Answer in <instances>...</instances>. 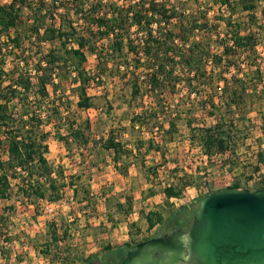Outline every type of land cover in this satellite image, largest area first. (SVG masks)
Instances as JSON below:
<instances>
[{
	"label": "rangeland",
	"instance_id": "rangeland-1",
	"mask_svg": "<svg viewBox=\"0 0 264 264\" xmlns=\"http://www.w3.org/2000/svg\"><path fill=\"white\" fill-rule=\"evenodd\" d=\"M10 1L0 0V4ZM94 1L88 0L89 3ZM219 1L156 0L166 5L168 13L175 15L165 29L174 35L179 49L184 51L187 46L183 43L191 41L206 49L203 62L207 88L195 82L189 87L184 77L186 74L178 66L172 76L161 74L159 78L164 79L161 85L156 91H150L151 62L142 55L137 40L133 43L134 50L125 46L122 53L110 54L108 47L112 40L96 38V30L93 29L94 33L86 31L83 20L72 13L70 17L79 34L87 37L95 47V51H89L87 46L83 48L86 55L83 67L93 77L85 86L91 102L88 108L76 106L78 97L73 89L78 80L72 79L76 72L66 70L70 63L65 51L77 45L68 41L63 47L57 39L41 41L48 21L44 22L39 35L24 41L21 49L6 56L3 62L6 70L16 66L31 69L34 83L37 81V72L34 71L37 60L48 59L50 52L57 59L54 73L62 77L56 96L61 101L62 128H57L55 122H45L42 128L48 132L46 157L54 169L57 185H61L59 192L62 198L56 202L31 203L25 200L18 191L17 181L11 178V197L0 198V215L6 217L12 241L4 242L0 237V247H3L0 253H5L0 256V264H80L81 258L91 256L92 264H117L124 257L128 245L134 247L135 242L168 232L176 219L189 225L198 199L184 209H180L184 202L180 203L178 199L159 208L154 204L156 197L149 200L151 204L142 203L150 194L161 193L166 184L176 183L181 177L183 181H191L181 197L191 194L199 197L234 185L254 189L264 183V164H260L262 171L252 170L257 153L264 154V2L247 11L242 8L243 0L242 3L230 0L229 7L220 5ZM103 2L105 8L110 4H123L122 0ZM59 13H65V10L60 9ZM25 15L26 12L23 18ZM56 17L60 19L58 14ZM236 31L239 35L254 37V49L238 50L235 55L223 56L220 64L215 63L214 57L221 56L224 46L230 45ZM129 34L137 37L134 27L130 28ZM98 55L105 57L106 62L98 64ZM173 77L178 82L173 81ZM223 77H232L233 82L227 86L229 91H240L238 82L243 83L247 91L242 101L236 99L240 101L238 110L224 112L228 120L234 121L233 136L227 150L220 153L212 149L211 155L207 156L199 142L191 139L186 119H191L193 128L209 126L217 121L218 108L215 107L214 115H210L209 105L206 108L202 105L207 101V95H211L214 105L219 107ZM52 80L58 81L57 74ZM174 82H177L175 88ZM135 86L138 87L136 92ZM189 91L197 94L188 95ZM148 109L156 111L158 118L145 120L142 128L131 127L130 118L143 111L148 114ZM175 113H180L179 118L175 120L174 128L167 131L168 122ZM66 119L75 121L82 128L88 124V128L83 130L89 140L87 144L79 146L72 140L64 142L57 139L66 133ZM112 133H117L118 139L126 144L116 153L101 146L102 139ZM252 179L259 180L253 182ZM129 197L133 201L131 209L127 207ZM47 204L50 211L45 208ZM10 206L13 208L7 210ZM148 213H153V220L158 214L163 218L152 230L147 228ZM106 245L112 249L107 253L113 255L100 263L95 258L102 257ZM24 246L27 251L16 254ZM34 250L39 252L33 255Z\"/></svg>",
	"mask_w": 264,
	"mask_h": 264
},
{
	"label": "trees",
	"instance_id": "trees-1",
	"mask_svg": "<svg viewBox=\"0 0 264 264\" xmlns=\"http://www.w3.org/2000/svg\"><path fill=\"white\" fill-rule=\"evenodd\" d=\"M122 1L123 4L121 5L110 4L107 8H105L103 0H95L92 3H89L88 0H11L8 4H0L1 199H9L11 197V178L17 181L18 191L26 198L25 200H29L31 203L35 201L56 202L62 198L59 192L61 185H57L54 169L46 157L48 152L46 143L48 132L42 128L45 122H55L57 128H62L60 125L61 120H63L61 101L56 97L57 85L62 81V77L58 73H54L58 66L57 59L50 52L47 56L48 59L39 58L37 60V68L34 69L37 72L36 83L32 81L31 69L26 70L16 66L6 70L3 67L6 56L13 54L17 49H21L24 41L39 35L40 30L47 21L49 24L44 27L41 41L57 39L62 42L63 47L68 41H73L77 45V47L72 46L66 49V59H68L70 65L68 68L65 65L68 63L66 61L64 66L68 68L66 70L76 72L72 79L78 80V85L73 89L78 97L76 102L78 108L86 109L91 105L90 98L85 92V86L93 77L87 74L83 67L86 60L83 48L87 46L89 51H95V47L89 43L90 40L87 37L79 34L70 17L71 13L76 15L77 19L83 20V26L86 31L94 33L92 31L95 29L98 34L96 38L107 37L112 40V45L108 47L110 54L115 52L122 53L125 46L131 51L134 50L135 45L133 43L137 40L142 55L151 62L152 83H149L150 91H156L157 87L161 85V81L164 80L159 78L160 76L162 77L161 74L166 73L172 76L174 69L178 66L186 74L184 77L189 87H192L195 82L198 86L207 88L204 85L208 83V79H206V66L203 62V58L207 54L204 51L206 49L196 41H191L189 44L183 43L187 46L183 49L184 51L177 47L174 35L165 29V25L175 16L173 13L167 12L166 5L156 2V0ZM240 2L242 3V0ZM243 2L242 8L252 11L256 9L257 3L264 2V0H243ZM219 4L229 7L231 1L220 0ZM60 9H64L65 13H59ZM25 12V18H23ZM57 14L60 19L56 17ZM132 27L137 31V37L135 38L129 34V30ZM262 30L264 31V27ZM252 39L254 37L251 35L242 36L236 31L230 45L224 46L221 56L214 57L215 63L220 64L223 56L235 55L238 50L252 51L256 44V41L253 43ZM126 41L127 43H125ZM185 41L188 40L186 39ZM262 48L264 49V43ZM135 52L138 54L137 51ZM105 60V57L98 55V64L106 62ZM169 61L172 63H169ZM42 62H45V64ZM146 68L149 67L146 66ZM56 74L58 81L54 82L52 78ZM174 80L177 81L175 77H173ZM222 80L224 86L219 89L221 94L219 107L214 105V97L211 95H207L208 99L202 105L205 106L204 108H206L207 104L209 105L210 115H214L215 107L218 108L220 112L216 115L218 117L217 121L209 126L193 128L191 119H186L191 139L199 142L207 156L211 155L210 151L212 149H217L220 153H224L227 150L233 136L234 121L232 119L228 120L224 112H235L238 110L240 101H236V99H241L242 101L247 91L243 87V83L238 81L241 85V90L229 91L227 86L233 82L232 77H223ZM177 82H174V88L177 86ZM137 89L138 87L135 86V92ZM192 93L197 94L194 91H189L188 95ZM51 95H53V98H50ZM221 108H224L225 111L223 109L220 110ZM148 111V114L146 113L147 111H143L144 113H137L132 116L130 118V126L139 129L143 127L145 120L158 118L156 111H150L149 109ZM179 115L180 113H175L172 117L173 119L170 118L167 131L174 128V122L179 118ZM87 128V123L85 128H82L75 121L67 120L64 128L66 131L65 135L58 136L57 139L64 142L72 140L79 146H83L89 142L83 131ZM117 136V133H112L102 139L101 146L103 149L113 150L115 153L123 149L126 144L120 141ZM114 160L116 161V159ZM255 160L252 170L258 171L260 164H264V154L258 152ZM190 182L183 181L180 177L177 178L176 183L166 184L163 187L166 203L168 204V199L171 197L180 198L186 187L191 184ZM237 188L238 186L234 185L226 189ZM202 196L198 198V201ZM127 207L131 209L130 197L127 198ZM12 208L10 206L7 210ZM180 209H184V207H180ZM152 214L148 213L146 217L149 230L155 224L163 221L159 214L153 220L151 218ZM6 221V217L0 215V237L4 242L9 243L12 240L8 235V224ZM176 221L185 222L180 219H176ZM54 240L57 242V238ZM133 242L131 241L132 244ZM136 243H134V246ZM2 248L0 247V250ZM131 248L133 246L128 245V249ZM110 250H112L111 247L106 245L104 254H101L102 257H96L95 260L104 263L105 259H111L110 254L112 253H107ZM91 259L92 256L86 259L81 258L82 262L80 264H92Z\"/></svg>",
	"mask_w": 264,
	"mask_h": 264
},
{
	"label": "water",
	"instance_id": "water-1",
	"mask_svg": "<svg viewBox=\"0 0 264 264\" xmlns=\"http://www.w3.org/2000/svg\"><path fill=\"white\" fill-rule=\"evenodd\" d=\"M117 264H264V187L207 192L187 228L137 242Z\"/></svg>",
	"mask_w": 264,
	"mask_h": 264
},
{
	"label": "crops",
	"instance_id": "crops-1",
	"mask_svg": "<svg viewBox=\"0 0 264 264\" xmlns=\"http://www.w3.org/2000/svg\"><path fill=\"white\" fill-rule=\"evenodd\" d=\"M264 166V165H263ZM263 166H260V170L262 171L263 169H262V167ZM261 187H264V186H257V187H255L254 189H246V188H240V187H238V188H240V189H246V190H249V191H253V190H255V189H257V188H261ZM226 189V188H225ZM188 193L190 192V191H187ZM186 195V194H185ZM157 198V199H154V204H158L157 206H158V208L159 207H165L166 205H167V203H166V200H165V197H164V194H163V189L161 190V193H158V194H150L148 197H146L145 198V200H143L142 201V203L144 204L145 202H149V200L151 199V198ZM200 197V196H199ZM197 195H195V197H194V195L193 194H191V195H189V196H187V197H181V198H174V197H171V198H169L168 199V202H171V201H173V199H178V201H180V203L181 202H184L183 203V205L181 206V207H189V206H191L198 198H199ZM131 198V197H130ZM182 200H184V201H182ZM132 198H131V205H132ZM149 204H151V202H149ZM134 214V213H133ZM184 225H186V223H183ZM156 225V224H155ZM178 224H177V221H175V223H174V226H173V228L175 227V226H177ZM155 227V226H154ZM153 227V228H154ZM152 228V229H153ZM151 229V230H152ZM150 237H153V236H150ZM150 237H148V238H150ZM145 239H147V238H145ZM144 240V239H143ZM130 244V243H129ZM24 248H26L25 246L22 248V249H19L18 251H16V254H18V253H20V252H26L27 250L26 249H24ZM28 248V247H27ZM21 250V251H20ZM34 252L35 253H38L39 251H37V250H34L33 251V255H34ZM28 254L31 256V253H30V251H28ZM1 255H5V253H3V254H1L0 253V256ZM8 258H6L5 259V261L7 260ZM38 259H39V257H38Z\"/></svg>",
	"mask_w": 264,
	"mask_h": 264
},
{
	"label": "flooded vegetation",
	"instance_id": "flooded-vegetation-1",
	"mask_svg": "<svg viewBox=\"0 0 264 264\" xmlns=\"http://www.w3.org/2000/svg\"><path fill=\"white\" fill-rule=\"evenodd\" d=\"M177 226H175L174 228L170 229L168 232H164V233H161L159 235H156V236H163V235H166L168 233H170L171 231H173L174 229H177V228H187L188 225H184L183 223H181V221H178L177 222ZM134 248V247H133ZM132 249V248H131ZM157 254H159V252H157Z\"/></svg>",
	"mask_w": 264,
	"mask_h": 264
},
{
	"label": "built area",
	"instance_id": "built-area-1",
	"mask_svg": "<svg viewBox=\"0 0 264 264\" xmlns=\"http://www.w3.org/2000/svg\"><path fill=\"white\" fill-rule=\"evenodd\" d=\"M256 180H259V179H256ZM256 180H255V179H252V181H253V182H256ZM263 181H264V178H263ZM259 186H264V183H263V184H261V185H259ZM238 189H240V188H238ZM173 200H174V199H173ZM45 208H46L47 210H49V211L51 210V208H50V205H49V204H47Z\"/></svg>",
	"mask_w": 264,
	"mask_h": 264
}]
</instances>
